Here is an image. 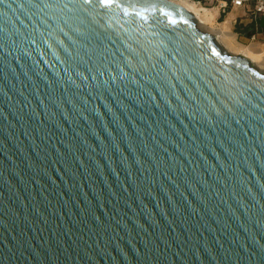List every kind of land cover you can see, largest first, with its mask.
<instances>
[{
    "label": "water",
    "instance_id": "water-1",
    "mask_svg": "<svg viewBox=\"0 0 264 264\" xmlns=\"http://www.w3.org/2000/svg\"><path fill=\"white\" fill-rule=\"evenodd\" d=\"M0 264H264V72L172 0H0Z\"/></svg>",
    "mask_w": 264,
    "mask_h": 264
},
{
    "label": "crops",
    "instance_id": "crops-1",
    "mask_svg": "<svg viewBox=\"0 0 264 264\" xmlns=\"http://www.w3.org/2000/svg\"><path fill=\"white\" fill-rule=\"evenodd\" d=\"M199 1L200 0L194 2L198 3ZM216 8H218L219 11V6H216ZM216 12L217 10L215 9L213 15L216 14ZM221 12L222 14H219V16L222 15L221 25L219 27L221 40L219 41H222L226 47L241 53L242 56L246 57L252 63L263 60L264 17L253 12V4L247 3L242 7L228 6ZM248 54L249 56L252 55L255 57V59L262 58L256 60L253 58L251 60Z\"/></svg>",
    "mask_w": 264,
    "mask_h": 264
},
{
    "label": "rangeland",
    "instance_id": "rangeland-1",
    "mask_svg": "<svg viewBox=\"0 0 264 264\" xmlns=\"http://www.w3.org/2000/svg\"><path fill=\"white\" fill-rule=\"evenodd\" d=\"M198 4L201 8L206 9V11H210L212 13V18L207 23L206 22L205 23L197 22V28L202 32L209 33L210 35L216 37L218 41L221 40L220 39L221 33L219 32L221 20H220L219 14H222V12H221L222 9H219V11H218V8H216L217 5L215 3L209 1V0H200L198 2ZM215 9L217 10V12H216V14L213 15V12ZM219 43L222 45V47L225 49V51L228 52L229 54L242 55L241 53H238V52L230 49L229 47H226L224 45V43H222V41H219ZM261 58L262 57L256 58V59H261ZM256 59H254V60H256ZM252 64L254 65V67H256V69H258L259 72H261V73L264 72V59L259 61V62H255V63L253 62Z\"/></svg>",
    "mask_w": 264,
    "mask_h": 264
},
{
    "label": "bare ground",
    "instance_id": "bare-ground-1",
    "mask_svg": "<svg viewBox=\"0 0 264 264\" xmlns=\"http://www.w3.org/2000/svg\"><path fill=\"white\" fill-rule=\"evenodd\" d=\"M172 1L177 2L178 4L183 6L186 10H188L194 17L197 18V19L195 18L197 22L207 23L212 18V13L210 11H206V9L201 8L197 2L191 0H172ZM248 57H251V60L253 58L255 59V57H253L252 55L249 56V54Z\"/></svg>",
    "mask_w": 264,
    "mask_h": 264
},
{
    "label": "built area",
    "instance_id": "built-area-1",
    "mask_svg": "<svg viewBox=\"0 0 264 264\" xmlns=\"http://www.w3.org/2000/svg\"><path fill=\"white\" fill-rule=\"evenodd\" d=\"M224 10L228 6L242 7L247 3L253 4V12L264 17V0H209Z\"/></svg>",
    "mask_w": 264,
    "mask_h": 264
},
{
    "label": "snow or ice",
    "instance_id": "snow-or-ice-1",
    "mask_svg": "<svg viewBox=\"0 0 264 264\" xmlns=\"http://www.w3.org/2000/svg\"><path fill=\"white\" fill-rule=\"evenodd\" d=\"M86 2H87V0H86ZM102 2H105L106 3V2H108V0H102Z\"/></svg>",
    "mask_w": 264,
    "mask_h": 264
},
{
    "label": "trees",
    "instance_id": "trees-1",
    "mask_svg": "<svg viewBox=\"0 0 264 264\" xmlns=\"http://www.w3.org/2000/svg\"><path fill=\"white\" fill-rule=\"evenodd\" d=\"M192 1H197V0H192ZM221 18H222V15L220 16V20H221Z\"/></svg>",
    "mask_w": 264,
    "mask_h": 264
}]
</instances>
